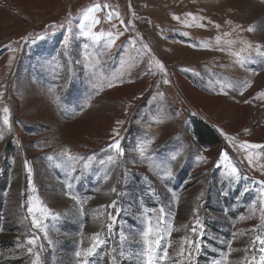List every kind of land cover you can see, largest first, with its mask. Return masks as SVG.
<instances>
[{
  "label": "rangeland",
  "instance_id": "374dc122",
  "mask_svg": "<svg viewBox=\"0 0 264 264\" xmlns=\"http://www.w3.org/2000/svg\"><path fill=\"white\" fill-rule=\"evenodd\" d=\"M96 3L110 5L125 23L109 21V9H103L95 13L101 22L94 31L123 35L111 49L90 46L91 60L85 61L83 44L91 42L78 36L81 13ZM53 22L64 27L54 34L49 28L43 40L35 39ZM199 23L204 27L196 26ZM249 26L253 32L246 30ZM225 32L231 35L224 39L235 43L222 44L225 51L215 50V38ZM65 35L70 40L67 49ZM242 41L264 45V0H0V264H32L36 251L41 264H76L75 251L89 246L97 232L110 238L92 258L95 264H138L130 255L141 248L138 234L149 219L156 224L161 209L162 227H172L171 236H164L169 258L162 264H244L252 255L259 260L258 253L245 249L257 234L250 230L264 217V186L258 183L264 181V147L251 149L250 166L248 152L239 144L264 146V97L258 96L264 91V59L256 57L244 67L236 63L229 52L243 48ZM195 44H208L211 50L191 46ZM153 55L165 66L166 77L149 63ZM165 78L169 84L163 83ZM209 79L239 86L219 94V85L211 90ZM109 81L116 86L109 88ZM189 90H195L196 97ZM4 107L9 109L10 128L2 122ZM118 120L124 123L117 125ZM194 120L209 126L220 143L199 144ZM114 128L125 154L110 163L106 157L114 153L105 149ZM145 139L153 143L146 157H140L136 146ZM64 147L85 158L94 154L88 169L84 161L76 163L78 180H70L68 169L57 166L62 159L57 153ZM221 151L238 167L239 179L218 167ZM167 167L171 176L164 174ZM217 175L236 182L239 200L228 204ZM29 179L36 192L29 188ZM69 182L72 191L87 200L83 212L64 195ZM29 197H38L56 215L46 221L48 240L31 228ZM113 201L115 209L101 207ZM193 209H198L204 226L195 237L190 231ZM108 213L115 218L111 234ZM33 233L40 239L29 254L31 245L25 241ZM121 233L131 234L123 244ZM185 238L201 244L191 259L187 251L179 255Z\"/></svg>",
  "mask_w": 264,
  "mask_h": 264
},
{
  "label": "snow or ice",
  "instance_id": "6c2138e0",
  "mask_svg": "<svg viewBox=\"0 0 264 264\" xmlns=\"http://www.w3.org/2000/svg\"><path fill=\"white\" fill-rule=\"evenodd\" d=\"M103 9H109L108 15H107V19L109 21H112L115 18L116 20H119L121 25H124L125 23L124 20H122L119 17L118 13H115L113 10L110 9V5H108L107 3L103 5L96 3L88 7L85 11H83L81 13L82 21L79 24L78 36L84 38L86 41L91 42V45L87 42L83 44V49H84L83 58L85 61L91 60V56L88 52V49L90 48V46H98V47H104L107 49H111L115 45V42L119 38V36L123 35L122 32L116 35H113V33L111 32L105 34L102 31L100 32L94 31L95 26L100 24L101 22L95 15V13L102 11ZM185 15L188 17H191L193 21L197 19L193 13H186ZM69 18H71V13H69ZM173 18L179 20V17L174 16ZM200 19L203 20L205 18L200 17ZM84 22H87V23H84ZM128 23L131 24V21H129ZM209 23H213V22L209 21ZM227 23H231V22L228 21ZM186 26L191 27L192 25L186 24ZM196 26L204 27V24L199 23ZM57 27L63 28L64 25L63 24L57 25L55 22H53V24L51 25H45L43 34L36 35L35 39L43 40L45 36L49 34L48 32L49 28L52 29V34H54ZM113 27H115V24H113ZM215 27L219 29L221 26L219 24H216ZM246 30L248 32H253L254 28L252 26H249ZM69 31H71V29H69ZM185 35H187V33H185ZM229 35H231V33L225 32L223 33L222 36L218 35L215 38V44H216L215 50L225 51V48L221 46L222 44L232 45L235 43L234 40L224 39V37H227ZM29 36H32V34H29ZM21 39L26 40L28 39V37H22ZM102 41H104L103 45H101ZM69 43H70L69 36L65 35L64 40H63V46L65 49L69 47ZM242 43L244 44V47L239 49V51L229 52L230 55L236 57V63H238L241 67H244L246 64L254 63L256 57L264 59V45L257 43L255 47H253V45L249 42L242 41ZM191 46L192 47H203L205 49L211 50L208 44H202V45L195 44ZM142 47L148 53H151V49L148 47L147 44H143ZM13 51H15V49H13ZM253 52L255 54L254 56H253ZM243 53H248V54L243 55ZM9 63H11V58H10ZM149 63L154 64L155 67L158 68L159 71L165 75V77L167 76V70L165 66L154 55L151 56ZM248 71H253V70L248 69ZM196 75H199V73H196ZM163 83L169 84L170 81L167 78H165L163 80ZM207 84L209 88L213 91L216 90V85H219V88H220L219 94H225V95L227 94L225 89L235 90L239 86L237 82H231V81H226V80L222 81L220 79H216L215 81H213L212 79H209L207 81ZM92 86H93V89H96L98 85L97 83H93ZM107 86L111 88V87H115L116 85H114L113 83L109 81ZM245 86H250V83L246 82ZM100 90H102V88ZM241 94L243 93L241 92ZM0 96H2V93H0ZM258 96L264 97V91L259 92ZM3 113L4 115L2 117V122L5 126H8L10 128L11 125H10V120H9V115H8L9 109L7 107H4ZM123 123L124 121H120V120L116 121L117 125H121ZM244 131L247 132L248 129H244ZM118 136H119V131L116 128H114L111 142L107 145V148L105 149V151L112 152L114 153V155H107L106 157L107 162L115 163L117 157H122L125 154V149L121 147V140L116 138ZM0 138H2V135H0ZM152 143L153 141L151 139H145V140H142L136 146L140 157H146V152L148 151V147ZM232 143L235 144L236 142L233 140ZM239 147L248 152L246 159L248 160L249 165L252 166L253 157H252L251 149H258L264 146L259 145V144H254L248 141H243L242 143L239 144ZM178 155L179 153H176L175 155H172L170 159L175 160ZM57 156L62 158L57 161V166L68 169L66 175L70 178V180L79 179L78 176L74 175V173H76L77 171L76 166H75L77 162L84 161L83 168L88 169L90 167V162L93 161V159L95 158L94 154L92 156H88L87 158L79 156V155H74L68 147H64L59 153H57ZM48 159L53 160L55 159V157L49 156ZM197 159L200 161H203L205 158L203 156H199L197 157ZM99 163L104 164L105 160L101 159ZM219 166H223L227 170L226 174L230 178H235V179L240 178L238 167L231 162L228 154L224 151H221L219 154L218 167ZM24 167L28 171L29 176H31V169L27 161H25ZM157 167L159 166L157 165ZM164 174L166 176H171L172 175L171 167H167L164 170ZM107 178H108L107 176L104 177V179H107ZM258 183L264 186V181H259ZM28 186L32 190V192H36V189L32 185L31 179H29L28 181ZM72 189H73V184L71 182L67 183L64 186V195L68 199L73 200L77 205H80L81 212H83V204L87 203V200L86 199L82 200L75 192L72 191ZM112 191L115 192L116 189L113 188ZM245 191H247V189H245ZM101 207L115 209L116 201H113L110 205H106V206L102 205ZM117 211H121V210L117 209ZM261 211L264 212V202H262ZM27 212L29 214V218L31 219V228L38 230L39 233L43 234V238L45 240H48V235H47L48 224L46 223V221H48L49 218H56V215L53 214L51 210L48 209L42 203V201H40L38 197H29ZM160 212H161V215L157 219L156 224L153 225L151 219H149L147 223V227L145 229H142L141 232L138 234L142 237L140 241L141 248L134 250L130 254L133 259H136L138 261V264H162L163 261H166L169 258L168 246L163 245V240H164L165 233H167L169 237L171 236L172 227L171 225H169L167 228L162 227V225L165 223L164 218H163L164 210L161 209ZM193 215L195 219H194V223L191 225L190 231L193 233V236L195 237L197 234H202L204 226L198 217V209H193ZM240 219L243 220L245 218L241 217ZM108 220L110 221V223L107 224V229H108V233L111 234L113 231V225L115 223V218L111 213H108ZM198 230H199V233H198ZM250 231L256 232L257 234L251 240V247L246 248L245 251L246 253H253V252L258 253L260 258L259 260H257V257L255 255H252L250 258L246 256L244 259V264H264V217H262V223L254 226ZM129 235L131 234L126 235L124 233H121L120 241L122 244L129 239ZM108 238L110 237H105L103 236L102 233H99V232L93 233L91 237L92 242L89 244V246L80 247L78 250L75 251L74 257L76 260V264H95L92 258L96 256L97 250L102 248L107 243ZM39 239L40 237L36 235L35 233H33L25 241L27 245H31V247L27 248V252L29 254L34 253V249L38 247L37 241ZM132 239H133V242H135V236H133ZM49 243H51L50 240H49ZM18 246L22 248L24 247V244H19ZM200 247H201V244L196 239L185 238V240L181 244L179 255L184 256L185 251H187V259H191L192 254H193L192 250L195 249L198 252ZM42 248H43V245H40L39 249L42 250ZM120 254L124 255L123 251H121ZM34 255H35V258L32 260V264H41L40 251H36Z\"/></svg>",
  "mask_w": 264,
  "mask_h": 264
},
{
  "label": "trees",
  "instance_id": "16d2710c",
  "mask_svg": "<svg viewBox=\"0 0 264 264\" xmlns=\"http://www.w3.org/2000/svg\"><path fill=\"white\" fill-rule=\"evenodd\" d=\"M193 130L199 144L205 147H215L220 143L213 130L199 121L194 120Z\"/></svg>",
  "mask_w": 264,
  "mask_h": 264
},
{
  "label": "crops",
  "instance_id": "0c3cea01",
  "mask_svg": "<svg viewBox=\"0 0 264 264\" xmlns=\"http://www.w3.org/2000/svg\"><path fill=\"white\" fill-rule=\"evenodd\" d=\"M100 70H101V72L103 71L102 68H100ZM86 78H88V75L86 76ZM198 113H200V112L198 111ZM66 118H68V117H65V119ZM62 119H64V117ZM121 143H122V140H121ZM219 178H222V177H220L218 175L215 177V179H217V180H219ZM218 183H219V186H223L222 194L225 195L228 204L233 203L234 201L240 199L241 195H240V193H238V187L235 186V185H237L235 181L229 180V178H226V179L222 178V182L218 181ZM229 185L231 186L230 189L231 190L233 189V191H231L230 193L228 191ZM239 190H241V189L239 188ZM227 191H228V194H227ZM246 195H248V194H246ZM232 216H234V215H232Z\"/></svg>",
  "mask_w": 264,
  "mask_h": 264
},
{
  "label": "bare ground",
  "instance_id": "6f19581e",
  "mask_svg": "<svg viewBox=\"0 0 264 264\" xmlns=\"http://www.w3.org/2000/svg\"><path fill=\"white\" fill-rule=\"evenodd\" d=\"M191 92V95H193L194 97H196L197 92H195V90H189ZM194 99V98H193ZM195 100V99H194ZM196 101V100H195ZM197 102V101H196Z\"/></svg>",
  "mask_w": 264,
  "mask_h": 264
}]
</instances>
